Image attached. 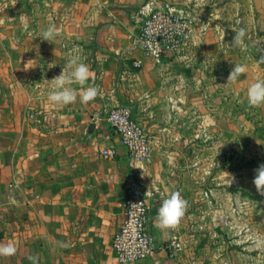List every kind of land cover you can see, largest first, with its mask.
I'll list each match as a JSON object with an SVG mask.
<instances>
[{
    "label": "crops",
    "instance_id": "0c3cea01",
    "mask_svg": "<svg viewBox=\"0 0 264 264\" xmlns=\"http://www.w3.org/2000/svg\"><path fill=\"white\" fill-rule=\"evenodd\" d=\"M147 1L0 0V241L17 247L0 264H119L110 241L129 185L149 196L158 245L131 264H201L189 242V210L174 230L156 228L155 218L172 191L189 203L184 171L191 154H202V141L217 131L208 122L222 113L225 84L239 89L240 77L225 82L234 68L223 40L225 19L231 27L240 21V6L156 0L179 6L191 20L183 50L156 61L133 47ZM50 24L61 29L53 43L40 38ZM73 48L94 73L88 83L103 95L53 107L47 80L60 74ZM30 59L36 63L25 65ZM120 104L130 106L149 136L143 164L132 162L105 120L106 110ZM111 145L115 157H102L99 150ZM173 237L182 242L176 253L168 248Z\"/></svg>",
    "mask_w": 264,
    "mask_h": 264
},
{
    "label": "rangeland",
    "instance_id": "374dc122",
    "mask_svg": "<svg viewBox=\"0 0 264 264\" xmlns=\"http://www.w3.org/2000/svg\"><path fill=\"white\" fill-rule=\"evenodd\" d=\"M223 1L240 6L241 19L233 27L246 30V47L232 46L235 33L225 19V61L247 70L239 76V89L225 84L222 113L208 122L209 130L217 131L202 141V154H191L192 165L184 171L189 242L201 264H264V195L253 183L255 170L264 164V106L250 107L246 97L249 85L264 78V0Z\"/></svg>",
    "mask_w": 264,
    "mask_h": 264
},
{
    "label": "built area",
    "instance_id": "2783aa9c",
    "mask_svg": "<svg viewBox=\"0 0 264 264\" xmlns=\"http://www.w3.org/2000/svg\"><path fill=\"white\" fill-rule=\"evenodd\" d=\"M156 0H148L138 11L139 30L133 40V47L140 49L145 57L160 60L161 55L179 53L190 36L189 13L173 4L155 5ZM141 60L134 65L140 66ZM108 126L124 146L132 162L136 165L147 161L150 153V139L142 124L132 114L129 105L120 104L105 112ZM117 149L107 146L99 150L105 158H114ZM151 202L149 196L138 186L129 185L122 204V221L113 233L110 248L119 264H131L150 255L158 245L151 231ZM171 253L182 250V242L173 237L168 240Z\"/></svg>",
    "mask_w": 264,
    "mask_h": 264
},
{
    "label": "clouds",
    "instance_id": "9594fccd",
    "mask_svg": "<svg viewBox=\"0 0 264 264\" xmlns=\"http://www.w3.org/2000/svg\"><path fill=\"white\" fill-rule=\"evenodd\" d=\"M232 30L235 33L232 46L245 48L246 45L244 41L246 30L244 28H240L238 31L236 29ZM60 35L61 29L55 24H50L46 30L42 31L40 38L53 43V41ZM35 63L36 60L30 59L25 65H32ZM48 65L49 69L56 66L53 62ZM34 67H25V69L27 70ZM246 70L245 65L235 64L234 69L229 74L228 82H235L240 75L246 73ZM90 80H94V73L90 66L81 59L79 49L73 48L68 53L67 63L64 64L60 74L53 77L50 81L47 80L49 89L47 100L53 107L59 108L75 103L78 97L81 104H88L89 102L94 101L98 96L103 95L98 86L94 83H88ZM73 85H78L79 90L73 87ZM246 97L250 107L264 106V78H258L249 85ZM255 172L256 175L253 183L257 192L264 195V164H261ZM225 173L228 177L230 176L229 173ZM229 180L231 184L235 180V177L232 176ZM187 208L188 202L183 198L179 191L170 192L168 197L162 201L161 206L157 210L154 226L162 231L178 228L182 218L186 214ZM16 253L17 247L13 242L0 241V256L12 257ZM36 259V257H29V260L32 261H35Z\"/></svg>",
    "mask_w": 264,
    "mask_h": 264
}]
</instances>
